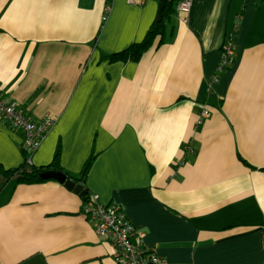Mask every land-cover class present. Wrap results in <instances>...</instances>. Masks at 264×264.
<instances>
[{
  "label": "crops",
  "instance_id": "crops-1",
  "mask_svg": "<svg viewBox=\"0 0 264 264\" xmlns=\"http://www.w3.org/2000/svg\"><path fill=\"white\" fill-rule=\"evenodd\" d=\"M159 4L0 0V95L55 119L30 164L59 152L78 177L94 156L88 196L122 206L168 264H264V0H195L139 62L109 61ZM22 142L0 119L1 168L25 163ZM83 207L53 180H0V264H116Z\"/></svg>",
  "mask_w": 264,
  "mask_h": 264
},
{
  "label": "built area",
  "instance_id": "built-area-1",
  "mask_svg": "<svg viewBox=\"0 0 264 264\" xmlns=\"http://www.w3.org/2000/svg\"><path fill=\"white\" fill-rule=\"evenodd\" d=\"M148 1L152 0H127L128 5L132 6H141ZM194 1L181 0L179 2L178 11L183 23H187V17ZM232 50L233 44L229 41L223 48L222 63L224 65L233 54ZM208 116L210 113L204 111L202 118H208ZM0 119L22 134V148L28 154V163H31V156L39 150L46 134L55 124L53 117L35 121L19 104L6 101L2 95H0ZM188 152L196 153L191 148H188ZM82 215L94 223L95 232L111 246L113 260L116 264H168L165 258L145 246V235L126 218L122 206L103 205L99 202L98 196L91 195L87 203L84 202Z\"/></svg>",
  "mask_w": 264,
  "mask_h": 264
},
{
  "label": "trees",
  "instance_id": "trees-1",
  "mask_svg": "<svg viewBox=\"0 0 264 264\" xmlns=\"http://www.w3.org/2000/svg\"><path fill=\"white\" fill-rule=\"evenodd\" d=\"M180 0H167L166 6L163 12V18L160 22L156 21L150 28L149 32L147 33L145 39L141 43L133 44L131 45L127 50L110 55L109 61L111 62H117V61H133V62H139L143 55L153 46V43L155 42V39L157 37L161 36L160 43L165 42V34H166V22L169 21V19L174 15L175 8L174 3H179ZM59 152L56 153V156L54 158L53 163L48 167H41L37 168L32 166L30 163H28V157H26L25 163L19 168L15 170H4L0 167V180L2 182V186L7 185L10 183L14 187H18L19 185H37L46 183L51 180H44L41 178V174L45 172H60L65 174L69 179H71L76 184H81L85 186L86 178L89 174L90 168L92 166L94 156H91V158L86 162L83 170L81 171L80 175L78 177H72L67 175L59 164ZM84 202L87 203L89 200V196H86L85 199H83Z\"/></svg>",
  "mask_w": 264,
  "mask_h": 264
},
{
  "label": "water",
  "instance_id": "water-1",
  "mask_svg": "<svg viewBox=\"0 0 264 264\" xmlns=\"http://www.w3.org/2000/svg\"><path fill=\"white\" fill-rule=\"evenodd\" d=\"M166 0H160L159 4V12L157 21L160 22L163 18V12L165 9ZM41 178L44 180H53L58 182L59 184L65 186V188L76 195H79L81 198L85 199L88 196V191L86 190L85 186L81 184H76L71 179H69L65 174L60 172H45L41 174Z\"/></svg>",
  "mask_w": 264,
  "mask_h": 264
},
{
  "label": "bare ground",
  "instance_id": "bare-ground-1",
  "mask_svg": "<svg viewBox=\"0 0 264 264\" xmlns=\"http://www.w3.org/2000/svg\"><path fill=\"white\" fill-rule=\"evenodd\" d=\"M167 1V0H166ZM179 2H181V0L179 1ZM195 2V1H194ZM179 4L180 3H178L177 4V7L175 8V11L179 14V11H178V7H179ZM194 4V3H193ZM165 6H166V4H165ZM192 10V9H191ZM191 13V12H190ZM180 15V14H179ZM190 15V14H189ZM189 15H188V17H189ZM181 16V15H180ZM188 17H187V21H188ZM181 19H182V17H181ZM183 20V19H182ZM182 23H183V21H182ZM183 24H187V23H183Z\"/></svg>",
  "mask_w": 264,
  "mask_h": 264
}]
</instances>
